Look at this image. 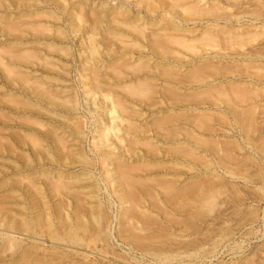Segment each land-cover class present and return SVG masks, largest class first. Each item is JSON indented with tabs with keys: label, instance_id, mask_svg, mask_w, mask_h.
<instances>
[{
	"label": "rangeland",
	"instance_id": "obj_1",
	"mask_svg": "<svg viewBox=\"0 0 264 264\" xmlns=\"http://www.w3.org/2000/svg\"><path fill=\"white\" fill-rule=\"evenodd\" d=\"M173 1L0 0V241L59 264H264V0Z\"/></svg>",
	"mask_w": 264,
	"mask_h": 264
},
{
	"label": "bare ground",
	"instance_id": "obj_2",
	"mask_svg": "<svg viewBox=\"0 0 264 264\" xmlns=\"http://www.w3.org/2000/svg\"><path fill=\"white\" fill-rule=\"evenodd\" d=\"M58 1V0H57ZM62 1V0H61ZM168 1V0H167ZM172 1V0H171ZM177 1V0H176ZM181 1V0H180ZM179 1V2H180ZM194 1V0H193ZM203 1V0H202ZM7 2V1H6ZM173 2H175V0L173 1ZM182 2V1H181ZM195 2V1H194ZM200 2V1H199ZM199 2H195L196 4H198ZM146 3V2H145ZM166 3V2H165ZM64 4H66V3H64ZM63 4V5H64ZM179 4V3H178ZM195 4V5H196ZM82 5V4H81ZM166 5H167V3H166ZM175 5V4H174ZM180 5V4H179ZM183 5V4H182ZM188 5V4H187ZM168 6V5H167ZM172 6H173V3H172ZM178 5H176V7H177ZM191 6H193V5H191ZM190 6V7H191ZM16 7H17V5H16ZM19 7H21V6H19ZM17 8V9H19L20 10V8ZM153 7H154V5H153ZM188 8H190L189 6H187ZM193 7H195V6H193ZM192 7V8H193ZM168 8V7H167ZM188 8H187V10H188ZM171 9V8H170ZM176 9H178V8H176ZM175 9V10H176ZM184 9V8H183ZM194 9V8H193ZM195 9H196V7H195ZM101 10V9H100ZM106 10V9H105ZM110 10V9H109ZM108 10V11H109ZM112 10V9H111ZM110 10V11H111ZM174 10V11H175ZM217 10V9H216ZM191 11H194V10H191ZM208 11V10H207ZM198 12V11H197ZM203 12V11H202ZM123 13V12H122ZM120 14V13H119ZM118 14V15H119ZM178 14H179V12H178ZM189 14V13H188ZM260 14V13H259ZM7 15V14H6ZM23 15H25V14H23ZM98 15V14H97ZM104 15V14H103ZM127 16H128V14H126ZM195 15V14H194ZM26 16V15H25ZM76 16V15H75ZM117 16V15H116ZM11 17V16H10ZM22 17V16H21ZM37 17V16H36ZM35 17V18H36ZM17 18V17H16ZM187 18V17H186ZM8 19V18H7ZM25 19V18H24ZM82 19V18H81ZM3 20V19H2ZM9 20V19H8ZM15 20V19H14ZM107 20V19H106ZM125 20V19H124ZM97 21V20H96ZM102 21V18H100V19H98V24L100 23H102L101 22ZM119 20H117V22H118ZM134 21V20H133ZM132 21V22H133ZM2 22V21H1ZM4 22V21H3ZM2 22V23H3ZM9 22V21H8ZM20 22V21H19ZM107 22H108V20H107ZM106 22V23H107ZM158 22V21H157ZM111 23V22H110ZM124 23H126V25L129 23V25H130V23L131 22H127V20H126V22H124ZM161 23V22H160ZM4 24V23H3ZM97 24V23H96ZM103 24V23H102ZM116 24V23H115ZM158 23H154V25H157ZM7 25V24H6ZM5 25V26H6ZM79 25V24H78ZM82 25V24H81ZM118 25H121V23L120 24H118ZM117 25V26H118ZM125 25V26H126ZM167 25H170V24H167ZM10 26V25H9ZM13 26V25H12ZM22 26V25H21ZM24 26V25H23ZM26 26V25H25ZM77 26V25H76ZM75 26V27H76ZM111 26V25H110ZM112 26H115V25H112ZM117 26H116V28H117ZM128 26V25H127ZM4 27V26H3ZM20 27V26H19ZM27 27V26H26ZM13 28V27H12ZM11 28V29H12ZM25 28V27H24ZM29 28V27H28ZM121 28V26L119 27L118 26V30ZM134 28V27H133ZM132 28V29H133ZM171 28H172V30H171ZM14 30L16 29H18V28H16V27H14L13 28ZM34 29V28H33ZM123 29V28H122ZM125 29V28H124ZM147 29V28H146ZM170 29V30H169ZM178 30L179 28H178V25H174V24H172V27H169L168 28V26H161L160 28H158L157 30H153V29H151L150 30V33L151 34H165L166 32H168V33H170L169 31H173V30ZM15 30V31H16ZM21 30V29H20ZM133 30H135V31H137L138 33H142L143 34V32H145L142 28H134ZM22 31V30H21ZM21 31H19V32H21ZM87 31V30H86ZM243 31V30H242ZM87 32H89V33H92V34H98L99 32H98V28H97V25H95V24H93V25H91L90 26V28L88 29V31ZM108 32V31H107ZM112 32H116L115 31V29L113 28L112 29ZM163 32V33H162ZM88 33V34H89ZM208 33H211V32H208ZM207 33V31H206V34H208ZM4 34H5V32H4ZM9 34V33H8ZM226 35V34H225ZM247 35V34H246ZM8 36H10V35H8ZM206 35H204V37H205ZM241 36V35H240ZM163 37V36H162ZM217 37V36H216ZM221 36H219V38H220ZM224 37V36H223ZM235 38H236V35L234 36ZM240 38V37H239ZM237 39V41L238 40H242V39ZM166 39V38H165ZM214 39H215V37H214ZM164 40V39H163ZM218 40V39H217ZM169 41V40H168ZM195 41V40H194ZM203 41H204V39H203ZM216 41V40H215ZM224 41H225V39H224ZM234 41V40H233ZM171 42V41H170ZM174 42H176V41H174ZM196 42V41H195ZM204 43V42H203ZM208 43V42H207ZM210 43H212V41L210 42ZM224 43V42H223ZM230 43V42H229ZM7 45V44H6ZM165 45V44H164ZM178 45V44H177ZM25 46V45H24ZM7 47V46H6ZM10 47V46H9ZM159 48V47H158ZM10 49V48H9ZM11 49H12V47H11ZM22 49V48H21ZM162 49V48H161ZM1 50V49H0ZM7 50V49H6ZM15 50V49H14ZM17 50V49H16ZM25 50V49H24ZM4 51V50H3ZM18 51V50H17ZM6 53H11V52H9V50H8V52L7 51H5ZM4 52V53H5ZM14 53V52H13ZM22 53V52H21ZM27 52H24L23 54L25 55ZM170 53V52H169ZM18 54H20V53H18ZM15 55H17V54H15ZM24 55H22V57H24ZM2 56H3V54H2ZM13 56V55H12ZM5 57V56H4ZM7 57V56H6ZM26 57V56H25ZM24 57V58H25ZM32 57V56H31ZM30 57V58H31ZM12 58V57H11ZM15 59H16V56H15ZM44 59V58H43ZM9 60V62H10V58L8 59ZM21 60H22V58H21ZM0 61H1V58H0ZM13 61H15V60H13ZM3 62H5L4 60H3ZM2 62V63H3ZM18 62V61H17ZM208 62V61H207ZM211 63V62H210ZM216 63V62H215ZM209 63H207V65H208ZM12 65V64H11ZM214 65V64H213ZM6 65H4V68H6V69H8L7 67H5ZM212 66V65H211ZM2 67H3V65H2ZM1 67V68H2ZM10 67V66H9ZM154 67V66H153ZM200 67V66H199ZM4 68H2V69H4ZM123 68V67H122ZM196 68V67H195ZM198 68V67H197ZM204 68V67H203ZM214 68V67H213ZM219 68V67H218ZM245 68V67H244ZM6 69H4L5 71H6ZM10 69V68H9ZM125 69V68H124ZM139 69V68H138ZM222 69V68H221ZM3 70V71H4ZM15 70H19V69H15ZM212 70V69H211ZM216 70V69H215ZM11 71H12V69L9 71L10 73H11ZM208 71V70H207ZM9 72H6V73H9ZM13 73L12 74H14L16 71H14V67H13V71H12ZM20 72V71H19ZM18 71H17V73H19ZM204 72V71H203ZM9 73V74H10ZM16 73V74H17ZM23 72H21L20 73V75L22 74ZM258 73V72H257ZM8 74V75H9ZM12 74H10V75H12ZM15 74V76H17ZM23 75V74H22ZM24 76V75H23ZM9 77V76H8ZM12 77H14V75L12 76ZM23 79H25V81H26V78H24V77H22ZM201 78H203V77H201ZM205 78V77H204ZM19 79V78H18ZM22 79V80H23ZM20 82V81H19ZM22 82V84L24 83V81H21ZM28 82H30V80L28 81ZM36 83V82H35ZM24 84H26V85H28V83H24ZM33 84V83H32ZM25 86V85H24ZM31 86V85H30ZM142 86V85H141ZM119 87V86H118ZM117 87V88H118ZM222 87V86H221ZM26 88V87H25ZM218 88V87H217ZM44 89V88H43ZM146 89V88H145ZM216 89V88H215ZM223 89V88H222ZM132 90V89H131ZM136 90V89H135ZM138 91V90H137ZM225 90L223 91V92H221V93H224L225 94ZM152 93V92H151ZM171 93V92H170ZM213 94V93H212ZM219 94H220V92H219ZM227 94V93H226ZM225 94V95H226ZM10 95V94H9ZM150 95V94H149ZM246 95V94H245ZM228 95H226V97H227ZM223 97H224V95H223ZM256 97V96H255ZM6 98V97H5ZM229 98V97H228ZM239 98H241V97H239ZM10 99H12V98H10ZM1 100V99H0ZM17 99H15V101H16ZM24 100V99H23ZM222 100H223V98H222ZM231 100V99H230ZM6 101H7V99H6ZM6 101H4V102H6ZM120 101V100H119ZM243 101H244V99H243ZM242 101V102H243ZM1 102V101H0ZM10 103H11V101H9ZM8 103V102H7ZM14 104V103H13ZM26 104V103H25ZM11 105V104H10ZM24 105V104H23ZM151 105V104H150ZM25 106V105H24ZM20 107V106H19ZM7 108V107H6ZM15 108H17L16 107V105H15V107H14V109ZM237 108V107H236ZM20 109H21V107H20ZM20 109H18V110H20ZM12 110V109H11ZM234 111V110H233ZM246 111V110H245ZM236 112V111H235ZM248 112V111H247ZM202 115V114H201ZM204 116V115H203ZM242 116V115H241ZM5 117V116H4ZM238 117H239V119H242L241 117H240V114H238ZM238 117H237V120H238ZM7 118V117H6ZM201 118H202V116H201ZM15 120V119H14ZM20 122V121H19ZM167 122V121H166ZM5 124V123H4ZM161 124V123H160ZM36 125V124H35ZM39 125H40V123H39ZM243 125H244V123H243ZM247 124H245V126H246ZM250 125V124H249ZM22 127V126H21ZM36 127V126H35ZM254 127V126H253ZM20 133V132H19ZM12 134V133H11ZM14 134V133H13ZM23 135H25L24 133H23ZM19 136V135H18ZM25 137V136H24ZM28 137H30V136H28ZM28 137H27V139H28ZM32 137V136H31ZM33 138V137H32ZM2 140V139H1ZM202 140V139H201ZM20 141V140H19ZM4 142V141H3ZM22 142V141H21ZM221 142V141H220ZM23 143H24V141H23ZM34 143H35V141H34ZM38 143V142H37ZM36 143V144H37ZM2 144V143H1ZM39 145V144H38ZM60 145V144H59ZM1 146V145H0ZM3 146V145H2ZM1 146V147H2ZM37 146V145H36ZM63 148V147H62ZM33 149V148H32ZM2 150V149H1ZM13 150V149H12ZM1 153V152H0ZM116 163V162H115ZM250 163V162H249ZM234 164V163H233ZM124 164H121V169L123 170V172H126L128 169H127V167L126 166H123ZM133 165V164H132ZM125 167H126V171H124V169H125ZM120 169V170H121ZM132 169H133V167H132ZM131 170V169H130ZM229 170V169H228ZM122 172V171H121ZM128 173V172H127ZM126 173V176H128V174ZM129 173H131V172H129ZM230 173V172H229ZM247 173H248V171H247ZM120 175H122V173L120 174ZM235 175V174H234ZM132 176V175H131ZM231 176V175H230ZM121 177V176H120ZM248 177V176H247ZM122 178H124V173H123V175H122ZM131 179H132V177H130ZM239 178V177H238ZM250 178V177H249ZM253 178V177H252ZM223 179V178H222ZM21 180V179H20ZM123 180V179H122ZM127 180V182H128V179H126ZM133 180H134V178H133ZM133 180H132V182H133ZM236 180V179H235ZM21 181H23V180H21ZM21 181H19L20 183H21ZM211 181V180H210ZM208 182L207 184H202V187H201V189L200 190H198L199 191V194L196 196L197 198L195 199L196 200V204L197 205H204V204H206V205H208V204H213V202L216 200V198L217 197H220L222 194H221V192L218 190V188L216 187V186H213L215 183L213 182V181H211V182ZM224 181V180H223ZM227 181V180H226ZM7 182V181H6ZM126 182V181H125ZM131 182V183H132ZM199 182V181H198ZM220 182V181H219ZM5 183V182H4ZM131 183H127V184H131ZM214 183V184H213ZM224 183H226V182H224ZM227 183H228V181H227ZM226 183V184H227ZM234 183V182H233ZM59 184V183H58ZM136 184V183H135ZM225 184V185H226ZM232 184V183H231ZM216 185V184H215ZM233 185V184H232ZM2 186V185H1ZM30 187V186H29ZM129 187H130V185H129ZM143 187V186H142ZM169 187V186H168ZM167 187V188H168ZM184 187V186H183ZM131 188V187H130ZM192 188V187H191ZM35 191H37V189H35ZM131 191V190H130ZM133 191V190H132ZM182 191H183V189H182ZM190 191V190H189ZM224 191V190H223ZM167 192V191H166ZM178 192V191H177ZM39 196V195H38ZM1 197V196H0ZM9 197V196H8ZM61 198V197H60ZM225 198V197H224ZM66 201V200H65ZM185 204V203H184ZM1 208V207H0ZM201 208H202V206H201ZM4 210V209H3ZM201 210V209H200ZM1 211H2V209H1ZM6 211V210H5ZM7 211H9V210H7ZM96 211V210H95ZM188 211V210H187ZM201 212V211H200ZM6 213V212H5ZM204 213V212H203ZM3 214V213H2ZM8 214L10 215L11 213L9 212V213H7V215L6 214H4V215H6V217H8ZM94 214V213H93ZM99 214V213H98ZM191 214H193V212L191 213ZM40 216V215H39ZM46 216V215H45ZM199 216H201V215H199ZM10 217V216H9ZM15 218V217H14ZM41 218V217H40ZM43 218H45V217H43ZM42 218V219H43ZM48 218V217H47ZM11 219V218H10ZM12 220V219H11ZM20 220H23V219H20ZM27 220V219H26ZM36 220V219H35ZM35 220H34V222H35ZM37 220H39V218H37ZM46 220V219H45ZM80 220V219H79ZM39 221H41V220H39ZM43 221V220H42ZM17 222V221H16ZM15 221H14V223H16ZM45 222V221H44ZM28 223H30V222H28ZM28 223H26L25 221H23V222H19L18 223V228L20 229V230H27V228H31V227H29V225H28ZM36 223H39V222H36ZM46 223H48V221L46 222ZM49 223H51V222H49ZM67 223V222H66ZM31 224V223H30ZM43 223H41V225H42ZM51 225V224H50ZM44 226H45V224H44ZM13 227H15V226H13ZM49 227V226H48ZM47 227V229H49V230H51L50 228H48ZM53 227V226H52ZM7 228V227H6ZM43 228V227H42ZM18 229V230H19ZM32 229V228H31ZM34 229V228H33ZM8 230V229H7ZM35 230V229H34ZM29 231V230H28ZM31 231V230H30ZM12 232V231H11ZM15 232H16V230H15ZM19 232V231H18ZM132 232V231H131ZM66 233V232H65ZM68 233H69V231H68ZM160 233V232H159ZM94 234V233H93ZM89 235V234H88ZM69 237H70V235H68ZM72 236V235H71ZM53 237H54V235H53ZM75 237V236H74ZM73 237V238H74ZM78 237V236H77ZM1 238V237H0ZM55 238H56V236H55ZM36 239V238H35ZM75 239H77V238H75ZM73 242V241H72ZM20 243V242H19ZM18 242H16V241H12V240H10V241H8V242H3V241H0V264H59V260L54 256V254L52 255V254H50V255H44V254H38L37 255V253H36V251H34L33 249H31V248H27V247H24V246H20V244H19ZM33 243H34V241H33ZM37 243V242H36ZM80 243V242H79ZM154 243V242H153ZM35 244V243H34ZM14 245V247H16L17 246V249H14L13 250V252H11V253H9V249H11L12 247L11 246H13ZM40 246V245H39ZM30 247V246H29ZM41 247V246H40ZM40 247H38V248H40ZM44 248V247H43ZM35 249V248H34ZM38 252L40 251V249L39 250H37ZM50 251V250H49ZM54 251V250H53ZM44 252V251H43ZM50 253V252H49ZM52 253H55V252H52ZM57 256V255H56ZM62 263V262H61ZM103 263V262H102ZM62 264H65V263H62Z\"/></svg>",
	"mask_w": 264,
	"mask_h": 264
}]
</instances>
